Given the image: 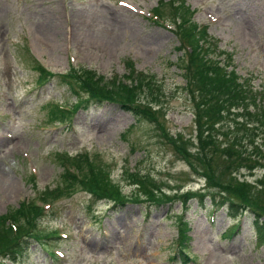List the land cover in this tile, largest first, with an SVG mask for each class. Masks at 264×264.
I'll list each match as a JSON object with an SVG mask.
<instances>
[{"label": "rangeland", "instance_id": "374dc122", "mask_svg": "<svg viewBox=\"0 0 264 264\" xmlns=\"http://www.w3.org/2000/svg\"><path fill=\"white\" fill-rule=\"evenodd\" d=\"M167 1L0 0V168L18 187L0 199V215L22 201L44 206L26 254L17 263L0 255V264H264L252 213L229 210L231 199L264 211L262 148L251 154L253 143L242 144L250 158L244 166L227 159L225 131L243 137L240 127L223 122L214 136L201 134L207 145L199 152ZM184 1L241 76L264 80V0ZM151 9L167 25L152 22ZM127 62L153 74L156 87L133 102L148 115L136 117L115 101L81 107L86 91L76 82L68 88L59 76L87 67L111 86L108 79H124ZM38 64L52 74L40 76ZM58 105L69 106L70 119L50 116ZM180 140L188 154L177 150ZM65 165L78 180L115 184L120 204L100 185L93 194L78 183L70 194L49 196L65 187Z\"/></svg>", "mask_w": 264, "mask_h": 264}, {"label": "trees", "instance_id": "16d2710c", "mask_svg": "<svg viewBox=\"0 0 264 264\" xmlns=\"http://www.w3.org/2000/svg\"><path fill=\"white\" fill-rule=\"evenodd\" d=\"M171 6L169 15L177 26V36L180 40L179 48L183 49L181 56L178 58L177 67L181 70L185 84L183 86L184 93L191 103V111L197 139L199 142L200 153H204L207 145V140L201 137L202 133L207 131V135L214 136V128L216 124L230 122L233 127H240L236 130L242 135L239 141L235 139L230 131H225V137L228 140L225 146L221 149L227 159L239 163V166H244L249 158L247 150H241L242 144L253 143V147L249 149L250 153H255V149L262 148V156L259 158L264 162V82L259 81L257 84L253 82L254 76L247 73L241 76L234 67L231 55L221 48L216 39H209L206 36L204 27L199 28L191 18V11L184 3V0L179 2L165 3ZM155 15H161L157 9H154ZM185 56V57H184ZM130 68L129 73L125 76L129 79L126 81H115L111 86H106L103 83L102 75H97L90 69L81 68L80 70L72 69L68 74H64L63 79L71 86L76 82L84 89L88 97L95 102L110 101L116 102L123 110H127L134 116L139 117L148 115L147 110L142 105H135L134 96L139 95L144 90L149 91L154 88L151 85L152 74L144 71H134L132 62H127ZM37 70L40 76L49 75L44 67L38 64ZM142 85H146V89ZM152 95V92H148ZM88 98V99H89ZM62 118L70 117L68 111L58 110ZM65 113V114H64ZM205 127V130L204 129ZM259 141L256 143V138ZM181 141V140H180ZM246 141V142H245ZM216 140L210 142V146H216ZM219 145V143H218ZM178 151H183L188 154L184 146V142L176 144ZM197 152L194 156L200 159V153ZM87 160V156H86ZM80 164L85 161L84 156H80ZM207 162L204 161V163ZM89 165V163H88ZM264 165V164H263ZM203 170V166H202ZM64 175L67 177L66 185L63 188L54 189L48 194L51 197H59L61 193L70 194L78 183L82 185L84 190L90 193L100 190L98 185L104 186L106 192L112 190L116 193L115 199L120 204L119 196H123L118 192V188L113 183L98 184L89 181L85 178L76 179L74 174L69 173L64 169ZM81 181H83L81 183ZM90 182L93 184L91 185ZM132 183L142 184L141 181L133 179ZM109 186L116 187L112 189ZM239 191L242 186L239 185ZM93 187L94 190H92ZM75 191V190H74ZM104 191V190H102ZM249 193L247 187H243V196ZM236 206V207H235ZM261 212L258 205H254ZM253 205L243 202L236 205L231 203L230 212L234 213L241 211H249L252 213L254 220L253 225L256 226L260 236L264 239V216L258 214L254 210ZM43 214V210L36 203L22 201L14 210L6 211L0 215V255L8 254V259L11 261H19V258L26 254L29 248V237H31V229L36 230V225H39V219ZM34 221L35 225H34ZM31 225L28 229L27 226ZM234 227H238L237 224ZM40 230V229H39ZM181 231L179 239L181 240ZM185 247L179 244V251L182 252Z\"/></svg>", "mask_w": 264, "mask_h": 264}, {"label": "bare ground", "instance_id": "6f19581e", "mask_svg": "<svg viewBox=\"0 0 264 264\" xmlns=\"http://www.w3.org/2000/svg\"><path fill=\"white\" fill-rule=\"evenodd\" d=\"M8 136V135H6ZM17 182L12 178L9 177V175L6 174V172L0 168V199L4 196H10L11 194H14L17 191ZM105 235L111 236V232H104ZM121 240L127 239L126 235L120 236Z\"/></svg>", "mask_w": 264, "mask_h": 264}]
</instances>
